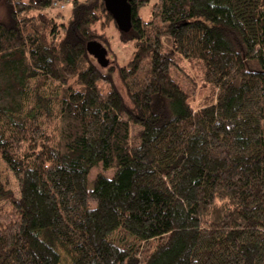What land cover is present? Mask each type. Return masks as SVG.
I'll use <instances>...</instances> for the list:
<instances>
[{
    "label": "trees",
    "instance_id": "1",
    "mask_svg": "<svg viewBox=\"0 0 264 264\" xmlns=\"http://www.w3.org/2000/svg\"><path fill=\"white\" fill-rule=\"evenodd\" d=\"M129 2L125 99L102 0H0V264H264V0Z\"/></svg>",
    "mask_w": 264,
    "mask_h": 264
},
{
    "label": "rangeland",
    "instance_id": "2",
    "mask_svg": "<svg viewBox=\"0 0 264 264\" xmlns=\"http://www.w3.org/2000/svg\"><path fill=\"white\" fill-rule=\"evenodd\" d=\"M27 1V0H24ZM0 20L4 21L7 19V12L5 10V8H3L1 6L0 8ZM65 14L67 16H70L71 14V9L69 8ZM147 12L146 10H143L141 12V16L146 19L147 17ZM107 38H108V42H107V47L110 48L111 50V57L109 58L111 61V66L107 69H104L103 72L105 74H110L113 76V78L116 80V84L119 87L120 91L122 92L123 96L125 99H127L126 95H125V90L122 87V84L120 83V81L117 79L116 77V71H115V60L117 61L119 66H124L126 65L130 59L132 58L133 55V44L132 41L129 40V38L127 37V35H123L120 33L119 29H116L115 27H112L108 33H107ZM178 80L187 88L190 89V85L188 83H186V81L181 77V76H177ZM103 169L101 167L93 169L92 172L89 175V179H92V182L94 181V178L96 176L97 173L101 172ZM0 174L2 177V180L7 183L9 189L13 190V192L15 194H17V185L16 182L12 176V174L9 172V170L6 168L5 164L3 162L0 161ZM107 176H111V172L109 171Z\"/></svg>",
    "mask_w": 264,
    "mask_h": 264
},
{
    "label": "water",
    "instance_id": "3",
    "mask_svg": "<svg viewBox=\"0 0 264 264\" xmlns=\"http://www.w3.org/2000/svg\"><path fill=\"white\" fill-rule=\"evenodd\" d=\"M105 4L106 10L111 14L118 29L128 34L132 30V7L129 0H102ZM88 53L99 60V62L107 67L109 62L106 59L107 52L105 49L95 41L87 44Z\"/></svg>",
    "mask_w": 264,
    "mask_h": 264
}]
</instances>
